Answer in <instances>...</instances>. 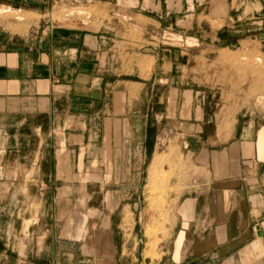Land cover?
Returning a JSON list of instances; mask_svg holds the SVG:
<instances>
[{"label": "rangeland", "instance_id": "obj_1", "mask_svg": "<svg viewBox=\"0 0 264 264\" xmlns=\"http://www.w3.org/2000/svg\"><path fill=\"white\" fill-rule=\"evenodd\" d=\"M65 25L112 43L72 212L99 263L264 264V214L229 211L264 203V0H0L6 36Z\"/></svg>", "mask_w": 264, "mask_h": 264}, {"label": "crops", "instance_id": "obj_2", "mask_svg": "<svg viewBox=\"0 0 264 264\" xmlns=\"http://www.w3.org/2000/svg\"><path fill=\"white\" fill-rule=\"evenodd\" d=\"M103 31L65 25L34 37L0 33V264H101L90 217L78 236L72 212L96 205L90 193L79 202L78 190L92 188L76 174L105 84L98 63L112 43ZM230 206L232 227L264 214V203L244 197ZM101 256L112 264L110 254Z\"/></svg>", "mask_w": 264, "mask_h": 264}, {"label": "bare ground", "instance_id": "obj_3", "mask_svg": "<svg viewBox=\"0 0 264 264\" xmlns=\"http://www.w3.org/2000/svg\"><path fill=\"white\" fill-rule=\"evenodd\" d=\"M257 60H259L261 62L260 58L259 59L257 58L256 61ZM254 68H255V71H256L257 75L259 76V78L264 77V65H262V64L260 65V63H258V64L256 63V66H254Z\"/></svg>", "mask_w": 264, "mask_h": 264}]
</instances>
